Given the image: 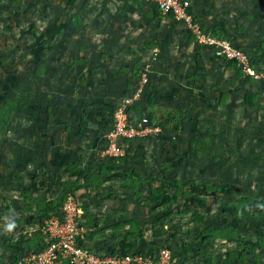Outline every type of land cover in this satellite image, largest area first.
I'll return each mask as SVG.
<instances>
[{"label":"rangeland","instance_id":"rangeland-1","mask_svg":"<svg viewBox=\"0 0 264 264\" xmlns=\"http://www.w3.org/2000/svg\"><path fill=\"white\" fill-rule=\"evenodd\" d=\"M74 1L70 0V5ZM212 3L218 22L209 26L248 49L261 78L238 76L237 68H230V62L211 54L206 74L213 76L205 75L199 83L212 84V88L204 86L202 94L192 95L184 104L172 103L170 107L159 105L156 95L151 100L145 98L147 112L162 124H168V132L128 142L126 148L132 163L148 177L146 181L152 177V169L161 176H153L158 179L153 182L154 192L165 190L174 194L176 189L166 183L173 178L196 187L177 190L188 195H181L176 203L154 205L150 210L153 216L143 224V229L133 224L122 228L127 235L145 232L151 242L149 249L152 248L147 252L152 254L169 247L174 253L200 260L201 264H260L264 256V0H234L235 9H232V0ZM68 4L63 0H0V151L3 158L0 190L4 193L0 195L3 209L0 211V261L10 243L18 241L2 221L4 211L12 206H8L11 201L6 198L11 196L24 202L26 197L31 198L30 192L37 196H57L60 183L65 180L62 170L69 162L65 142L85 138L84 142L89 140L99 145L107 141V132L90 121H96V115L111 107H107L103 97L90 96L87 97L90 100H85L81 87L84 75L75 65L80 63L81 52H89L92 59L121 55V62L128 64H122L123 70L130 66L131 77L137 78L143 54L146 53L145 60L152 55L153 59L159 49L158 58H161L167 47L175 54L189 56L193 53V44L189 48L187 41L197 40L183 20L175 18L168 20L174 21L170 23L171 35H166L161 26L156 28L153 37L145 27L138 34L127 31L124 36L128 39L122 38V33L118 37L96 29L97 32L89 33L91 48L79 49L76 39L87 34L65 33V28L58 26L67 22L71 10ZM160 15L158 10L157 16ZM201 26L209 27L205 23ZM69 40H74V45ZM126 41L134 46L128 49ZM131 55L140 58L133 65L129 61ZM215 85H220L219 89ZM245 93L253 94V104L244 102ZM163 98L166 104L173 99ZM90 110L94 116L92 113L90 116ZM3 119L8 121L5 129H2ZM174 135L177 139H170ZM57 141L64 148H52L51 143ZM106 148L100 152L103 155L98 158L99 162L113 157L106 153ZM89 150L94 153L93 149ZM50 151L55 159L63 160L49 165L47 158L51 159L52 154L49 157L47 153ZM115 169L118 174L113 183L118 185L124 180L123 169ZM202 184L208 187L197 186ZM148 185H142L145 197L150 196ZM243 198L256 201L238 213L234 205ZM43 206V203L39 207L21 204L16 216H23L26 221L34 218L33 223L41 227V220L46 219L39 212ZM240 213L247 216L241 217ZM221 232L224 237L215 238ZM36 250L24 245L19 247L21 254Z\"/></svg>","mask_w":264,"mask_h":264},{"label":"crops","instance_id":"crops-1","mask_svg":"<svg viewBox=\"0 0 264 264\" xmlns=\"http://www.w3.org/2000/svg\"><path fill=\"white\" fill-rule=\"evenodd\" d=\"M63 1H65L66 4L67 2L69 3L68 6L71 7V10L68 11L69 16L67 17V22H61L58 26L65 28L63 31L65 33L66 31H69L73 34L77 33L78 35L87 34V36H82L81 38L78 37V39H76L75 43L81 46L79 49L91 48V42L89 40V33L91 31L100 32L101 30H104L103 32H109L118 37H120V34L122 33L121 37L128 39L124 36L127 31L130 34H138L139 30L145 27L146 30L150 31L153 37L156 35V28L158 29L161 26L164 28L163 32H166V35H171L170 23H174V21L168 20H175L171 18L165 19L162 15H160L161 17H158V9L153 5L142 2L141 0H138L141 4L136 3L133 0H75L73 4L74 6L70 5V0ZM190 1L192 3V15L194 20L197 18V22L199 21L200 25L203 23L208 26L216 25L215 23L218 22V20L213 15V9L215 7L212 3L213 0ZM232 2V9H235L234 0H232ZM59 18H62V16H59ZM185 25L187 26L186 23ZM95 26L97 27L93 29ZM210 26L206 28V32L211 33L212 27ZM68 38H71V35H68ZM130 40L133 41V38L130 37ZM69 41L74 45V40ZM127 42L128 41H126V47L128 49L134 46L128 45ZM187 43L189 48H191L190 46L193 44V53L189 56L184 57V55L179 53L175 54L172 50L169 51L167 47L166 52L161 58L160 56L158 58V55H161L159 49L158 52L156 51L157 56L153 59L152 55L145 60L146 53L143 54L140 65L151 62L154 67L144 98L146 97L147 100H151L153 96L156 95L157 99L155 100L159 105L170 107V105L173 104H184L185 100H189L192 95L196 96L198 93L202 94L201 89H203L204 86H206V88H212V84L207 86L199 83V81L202 82V79H205V75L213 76V74H206L207 66L210 63V55H214L212 50L207 46L200 44L197 40L190 39ZM102 45L103 43L101 45L98 44L99 47ZM153 53L155 52L152 51V54ZM114 56L115 55L106 58L99 57L92 59L89 52H81L80 63L75 64L77 71L82 72L84 75V78L82 79L84 82L81 87L84 91L83 95L85 96V100H90L87 99V97L90 96L92 98L99 97V99L103 97L107 107H111L105 113L103 112L99 115L95 114L97 116L96 121H90V123L98 124L97 126L101 130H105V133L108 132L109 127L112 124V117L114 115L113 110L115 105L119 102L120 96L123 92H128L137 81V78L131 77L132 73L128 70L131 68L130 66L129 68H124L126 71L123 70L122 64H128L127 62H121L120 58L122 59V56ZM130 57V65H133L134 61L140 59L135 55H131ZM196 57H198V59H196ZM96 60H98V62H96ZM219 87L220 85L214 86V88L217 89H219ZM204 91H206V89ZM187 93L189 95L188 97L186 96ZM163 96H171L173 99L166 104L163 102ZM195 96H193V98ZM89 112L91 116V110ZM92 115L94 116V113H92ZM84 139L85 138H76L71 142H69L70 139H68L65 142L69 162L62 170L63 178L65 179L62 182H67L71 186L76 183H82L81 189L75 192L76 197L82 205V224L86 229V232L80 240L81 244L87 249L98 253L118 252L120 254H129L136 252L139 249L144 252L152 251V248L149 249L151 242L149 243V238L145 232H142V239H137L135 234L127 235L126 232H123L124 229L122 228V226L133 224L140 225L143 229V224L149 221L150 217L153 216V212L150 211L151 208L154 205L161 204L159 202H152L151 205H149L148 197L144 196L146 192H144L145 187L143 186L146 184L134 187L129 184L127 177L124 174L125 172L134 169L145 177L142 170L139 169V166L133 164L130 158L127 165L123 164L118 168L123 169V172H121L124 177V180H122L123 182L118 185L113 183V179L118 173H115V171H117L115 168L110 167L111 174L102 180L101 187L92 190L83 183L82 171L92 174L97 172L100 166L109 165L113 161L110 156L106 157L108 159L107 161H98V158L103 155L100 154V152L105 148L104 142H99V145H96L92 144L89 140L88 142H84ZM51 144L54 149H58L59 146L64 148L59 144V141L52 142ZM133 145L134 142H132V146ZM90 148L94 150L95 154L90 153ZM47 154L48 156L52 154L51 159L47 158V161H50L49 165L57 164L63 160V158L55 159V155L51 151ZM67 169L68 171L73 170L74 174L66 176L65 171ZM105 169H107V167ZM11 173L13 174V172ZM150 173V176L152 177L155 175L156 177H161L157 176L158 174H156L157 172L154 169H152ZM61 184L62 183H60V185ZM147 187L150 188L151 186L148 185ZM153 187H155V184H153ZM23 189L27 190L28 188ZM60 191L57 196L53 195L54 197H49V195L46 194H40V196H37L30 192L28 195L31 198L26 197L24 202L16 200L11 196L6 198L11 201L8 206H12L4 211L5 216L2 218V221H5L4 224L14 222L15 226L11 230H7L12 235H16L17 242L20 241V236L23 238L22 241L18 243L17 247L8 248L4 251L2 260L16 261L21 255L19 252V247L21 245L37 249L41 246L42 242L45 241V220H43V222L41 220V227H39L33 223L34 218L30 220L27 219L26 221V219H22L23 216H16L19 212L18 208L20 205L22 204L25 206L36 204L39 207V204L43 203L44 206L39 209L42 210L48 203H54V201L57 200ZM3 194L4 193H1L0 190V195ZM19 198L21 199L20 196ZM0 211H3V209L0 208ZM41 213L45 214V211L42 210ZM22 215H24V212H22ZM178 253H174V264H201L200 260L196 261V259L188 258L186 254ZM13 254L15 255L14 258ZM260 264H264V256L261 258Z\"/></svg>","mask_w":264,"mask_h":264},{"label":"built area","instance_id":"built-area-1","mask_svg":"<svg viewBox=\"0 0 264 264\" xmlns=\"http://www.w3.org/2000/svg\"><path fill=\"white\" fill-rule=\"evenodd\" d=\"M141 1L157 7L165 19L183 20L199 43L211 49L215 57L236 61L245 76H251L255 80L261 78V73L255 68L250 53L227 37L216 36L202 30L201 25L194 20L190 0ZM152 67L151 62L143 65L133 89L116 104L113 124L107 132L106 141V153L113 157L126 154L128 140L164 135L167 127L147 112L145 107L144 95L151 80ZM173 139L176 137L173 136ZM82 216L80 201L76 195L68 193L61 210L44 221L45 241L41 244V250L21 254L16 262L0 261V264H174L173 253L167 247L159 250L155 257L147 256L144 251L120 254L98 253L87 249L80 242L86 232Z\"/></svg>","mask_w":264,"mask_h":264},{"label":"trees","instance_id":"trees-1","mask_svg":"<svg viewBox=\"0 0 264 264\" xmlns=\"http://www.w3.org/2000/svg\"><path fill=\"white\" fill-rule=\"evenodd\" d=\"M19 1H23V0H19ZM25 1V0H24ZM145 3V2H144ZM147 4V3H146ZM151 5V4H150ZM154 6V5H153ZM157 8V7H156ZM196 21V20H195ZM203 30L207 31L206 28H203ZM211 33L213 35H216V36H224V37H227L229 38L230 40H232L238 47H240L241 49H244L245 51H247L248 53H250L251 57H252V60H253V64L255 66L256 69H258L256 67V63H255V60H254V57H253V54L248 50L246 49L245 47L241 46L240 44L237 43V41L233 40L229 35L227 34H224V33H221V32H217L215 30L212 29ZM222 60V59H220ZM224 61H227V60H224ZM230 62V68H237L238 70V76H245L243 71L239 68V65L236 61H228ZM145 64V63H144ZM141 65L139 71L141 70V68L143 67V65ZM259 71V70H258ZM140 74V72H139ZM138 74V75H139ZM246 78H251L253 80H255L253 77L251 76H245ZM134 87V86H133ZM133 87H131V89L129 90H132ZM145 96V95H144ZM146 98V97H145ZM144 98V99H145ZM243 99H244V102L246 104H253L254 103V97H253V94H249V93H245L243 95ZM147 100L145 99V107H147ZM116 107V105H115ZM115 109V108H114ZM147 111V110H146ZM3 126H2V129H5L6 125L8 124V121L7 120H4L3 119ZM113 124V123H112ZM111 124V126H112ZM164 126H166L167 128L165 129V132H164V135L166 132H168V124H163ZM110 126V127H111ZM109 127V128H110ZM175 136V135H174ZM170 139H173V136H171ZM177 139V137H176ZM132 140H128V142H130ZM105 147H106V142H105ZM128 149L126 148V151ZM130 160V157H129V153L126 152V154L124 156H120V157H112V161L111 164L109 165H102L100 166L99 170L97 172H94L92 174L90 173H86L85 171H82L81 174H83V183H85L88 187H90L92 190H96L98 189L99 187H101V183H102V180L105 179L107 176H109L111 174V170H110V167L112 168H119L120 165H127L128 164V161ZM2 165H3V158H2V153L0 151V178L2 176ZM107 167V169H105ZM71 174H74V171H68V169L65 171V175L68 176V175H71ZM125 176L127 177V180L129 182L130 185H133L134 187H136L137 185H141V184H146L148 183L151 187H150V196L148 197V202H149V205H151L152 202H159L163 205H168L170 203H176L178 200H179V197L181 195H188V194H185L184 192L182 194L178 193L177 190H180V191H184V187H189V188H194L196 187V185H193L192 183H189V182H186V181H179V180H175L174 178L173 179H169L166 181V183L176 189V192L174 194H169L167 192H164L161 191V192H154V187H153V182L155 180H158L157 178L155 177H150L149 181H146V179L148 177H144L143 175H141L140 173H138L136 170L134 169H131L127 172L124 173ZM61 186H62V189L60 191V194H59V199L56 200L57 202L55 203H48L47 206L42 209L43 211H45V217L48 218L50 217L52 214H55V213H58L60 210H61V207H62V203H63V200L64 198L67 196L68 193H72L75 195V192L79 189H81L82 187V183H76L74 184L73 186L69 185L67 182H61ZM199 187H208L206 184H202V185H197ZM256 200L254 199H251V198H243L241 199L240 202H238V204H235L234 207H235V211L236 212H241L242 210H244V206L245 205H249L251 204L252 202H254ZM42 210H39L40 212ZM241 217H246L247 216V213H240L239 214ZM137 237V239H142L143 238V234H142V231H138V234L135 235ZM224 237L222 232L221 233H217L215 234V238H222ZM22 236H20V241L19 242H16V243H10L9 247L10 248H13V247H17L18 246V243H20L22 241ZM169 248V247H167ZM41 250V246H39L37 248V250L35 252H38ZM172 251V250H171ZM137 252H143L142 250H137ZM158 252V251H157ZM156 252V254H157ZM147 256H151V257H155L157 256L156 254H152L150 252H144ZM173 253V251H172ZM173 256H174V253H173ZM235 258V257H234ZM18 259V258H17ZM16 259V261H17ZM243 259V258H242ZM236 260V259H235ZM1 261H4V260H1ZM14 261V262H16ZM16 264V263H14ZM65 264H68V263H65Z\"/></svg>","mask_w":264,"mask_h":264},{"label":"clouds","instance_id":"clouds-1","mask_svg":"<svg viewBox=\"0 0 264 264\" xmlns=\"http://www.w3.org/2000/svg\"><path fill=\"white\" fill-rule=\"evenodd\" d=\"M14 226H15L14 222H9V223L7 224V229H8V230H11Z\"/></svg>","mask_w":264,"mask_h":264}]
</instances>
